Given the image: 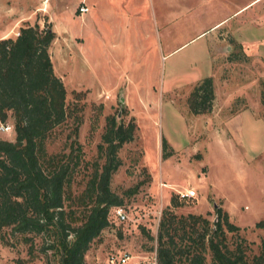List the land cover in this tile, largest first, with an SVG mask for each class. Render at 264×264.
Segmentation results:
<instances>
[{"label":"rangeland","instance_id":"obj_1","mask_svg":"<svg viewBox=\"0 0 264 264\" xmlns=\"http://www.w3.org/2000/svg\"><path fill=\"white\" fill-rule=\"evenodd\" d=\"M61 1L46 5L51 21L45 12L24 17L34 5L29 0H0V39L14 38L24 25L56 27L48 53L71 115L50 131L44 148L53 154L68 152V143L79 146L66 202L75 216L89 206L88 200L79 205L76 196L93 164L102 163L96 146L106 117L135 124L132 140L117 151L120 165L109 179L127 219L119 222L113 216L89 244L84 261L106 264L108 257L126 254L124 264H156L163 210L206 218L207 226L200 221L185 226L195 237L213 227L215 206L238 226L234 232L222 226L218 239L229 248L242 239L248 259L258 254L264 238V227H254L264 215V0L248 4L215 30L209 27L248 0H135L134 28L127 31L121 28L127 23L121 14L114 16L119 26L114 31L107 14L98 29L83 27L80 2ZM143 22H150L149 34ZM204 77L212 81L211 107L193 114L187 99ZM75 115L80 123L69 136ZM0 136L13 140L12 130ZM190 188L195 198L178 196ZM172 197L176 207L170 206ZM14 236L0 239V264H59V253L49 247L54 240L50 229L26 241ZM204 257L210 264L207 250Z\"/></svg>","mask_w":264,"mask_h":264},{"label":"trees","instance_id":"obj_2","mask_svg":"<svg viewBox=\"0 0 264 264\" xmlns=\"http://www.w3.org/2000/svg\"><path fill=\"white\" fill-rule=\"evenodd\" d=\"M53 38L50 28L40 29L35 24L20 27L14 38L0 39V123L11 119L13 133L12 141L0 136V239L15 235L26 241L32 234L50 229L54 240L49 247L59 253V264H87L84 252L114 220L113 209L121 207L122 199L109 189V179L120 165L117 151L132 140L135 124L106 117L96 146L102 163L93 164L85 187L76 196L79 205H86L88 200L89 206L75 216L70 202H66L71 200L67 188L78 164L79 146L72 148L68 143V152L53 154L44 148L50 131L71 115L64 102L62 81L52 71L48 47ZM213 96L212 81L204 77L189 94V110L193 114L207 112ZM73 120L69 136L76 134L80 123L77 115ZM161 142L164 146V139ZM169 201L171 207L177 206L174 197ZM214 217L213 227L194 237L185 226L199 221L207 226L206 218L176 216L169 208L163 210L155 237L156 264H206V250L210 264H264V238L258 254L248 259L242 239L232 248L218 239L222 226L228 232L237 231L238 226L227 221L219 206L214 207ZM188 219L191 223H186ZM254 227H264V215Z\"/></svg>","mask_w":264,"mask_h":264},{"label":"crops","instance_id":"obj_3","mask_svg":"<svg viewBox=\"0 0 264 264\" xmlns=\"http://www.w3.org/2000/svg\"><path fill=\"white\" fill-rule=\"evenodd\" d=\"M52 0H29V2L34 3V5L32 7H30V10L24 14L23 16H31L32 13L35 12L42 15L44 12L47 14V16L49 17V19L52 21L53 16L51 15V9L46 10V5L48 4V2H50ZM60 1V0H59ZM80 2L83 3L86 7H87V11L83 12L81 14H79V19H80V25L84 26H88L89 27L91 25L97 27V29L100 26V23L102 21H106L105 16L107 14V16H109L108 18H110V22H108V24L111 26L112 31L116 30L119 28V26L116 25V23L114 22V16H121L124 18V20H127L125 24L122 25L121 28H123L124 30H129V28L133 27L134 28V22L136 19L135 15H136V11L134 9L135 7V0H76V2ZM117 1V2H116ZM255 0H248L246 2H244L242 5H240L239 7L235 8L234 10H231L227 15L223 16L221 19H219L218 21H215L210 27L209 29L214 28L213 30L217 29L220 26H217L218 24H220L223 20L231 17L233 14L237 13L238 11H240L242 8L246 7L248 4L252 3ZM261 1V0H260ZM65 3L64 1H61V3ZM259 2V1H258ZM120 5V6H119ZM65 6V5H64ZM59 7V5L57 6ZM53 10L55 9V6H53ZM68 14H69V10H68ZM143 31L146 33H150V22L146 23L143 22ZM55 26V24L53 25V27ZM142 27V26H141ZM212 30V31H213ZM55 37L57 35V31H56V27L55 29L51 30ZM204 31L198 32L195 37L200 36ZM82 34V33H81ZM98 39V38H97ZM84 44V39L82 38L80 46L82 47ZM184 44V43H182ZM181 44V45H182ZM179 45V46H181ZM176 48L172 49L171 51H169L168 53L172 52L173 50H175ZM164 57V56H162ZM52 68H53V64H52Z\"/></svg>","mask_w":264,"mask_h":264},{"label":"built area","instance_id":"obj_4","mask_svg":"<svg viewBox=\"0 0 264 264\" xmlns=\"http://www.w3.org/2000/svg\"><path fill=\"white\" fill-rule=\"evenodd\" d=\"M77 9H78L79 14L87 11V7L83 3H81ZM0 131L10 132L11 125L7 123H4V124L0 123ZM177 194L180 198H195V191L193 188L186 189L184 191H178ZM113 216L119 222H122L127 219V216L122 207H115L113 209ZM127 259H128V256L126 254L119 256V257L110 256L107 258L106 264H124Z\"/></svg>","mask_w":264,"mask_h":264},{"label":"water","instance_id":"obj_5","mask_svg":"<svg viewBox=\"0 0 264 264\" xmlns=\"http://www.w3.org/2000/svg\"><path fill=\"white\" fill-rule=\"evenodd\" d=\"M213 221H215V217H214Z\"/></svg>","mask_w":264,"mask_h":264}]
</instances>
